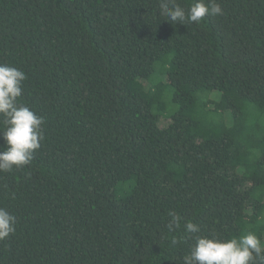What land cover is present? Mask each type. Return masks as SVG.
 Wrapping results in <instances>:
<instances>
[{
  "label": "trees",
  "instance_id": "obj_1",
  "mask_svg": "<svg viewBox=\"0 0 264 264\" xmlns=\"http://www.w3.org/2000/svg\"><path fill=\"white\" fill-rule=\"evenodd\" d=\"M217 2L183 25L161 0H0V63L44 118L0 172V264H183L188 221L264 245V0Z\"/></svg>",
  "mask_w": 264,
  "mask_h": 264
},
{
  "label": "clouds",
  "instance_id": "obj_2",
  "mask_svg": "<svg viewBox=\"0 0 264 264\" xmlns=\"http://www.w3.org/2000/svg\"><path fill=\"white\" fill-rule=\"evenodd\" d=\"M160 14L172 23L199 24L206 16L223 15L217 0H193L187 9L176 0H161ZM26 74L8 63H0V139L4 149L0 150V172H11L14 168L30 165L33 154L44 139V118L35 114L27 105L19 103ZM169 231L179 228L182 219L169 211ZM16 218L7 209L0 207V241L15 232ZM184 231L192 235L194 243L189 254L182 257L183 264H264V245L253 232L231 239L198 235L200 227L191 222L184 223ZM183 239L173 236L171 244Z\"/></svg>",
  "mask_w": 264,
  "mask_h": 264
},
{
  "label": "rangeland",
  "instance_id": "obj_3",
  "mask_svg": "<svg viewBox=\"0 0 264 264\" xmlns=\"http://www.w3.org/2000/svg\"><path fill=\"white\" fill-rule=\"evenodd\" d=\"M168 123V120H166V119H161V121H160V125L161 126H165L166 124Z\"/></svg>",
  "mask_w": 264,
  "mask_h": 264
}]
</instances>
